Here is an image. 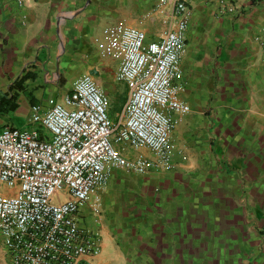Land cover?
<instances>
[{"label": "crops", "instance_id": "1", "mask_svg": "<svg viewBox=\"0 0 264 264\" xmlns=\"http://www.w3.org/2000/svg\"><path fill=\"white\" fill-rule=\"evenodd\" d=\"M156 1L0 0V130L31 105L62 102L82 75L118 127L127 88L94 39L122 24L154 40L166 29ZM187 1L173 83L189 112L170 133L186 160L170 172H108L94 264H264V0Z\"/></svg>", "mask_w": 264, "mask_h": 264}, {"label": "built area", "instance_id": "2", "mask_svg": "<svg viewBox=\"0 0 264 264\" xmlns=\"http://www.w3.org/2000/svg\"><path fill=\"white\" fill-rule=\"evenodd\" d=\"M187 2L156 1L166 29L152 41L122 24L94 39L97 51L117 63L116 79L127 88L118 127L107 118L103 92L82 75L62 102L48 98L29 107L30 130L0 131V239L9 264H94L102 244L96 192L108 172L144 176L174 170V158L186 160L170 133L189 112L173 83L184 52ZM112 133L134 158L114 150Z\"/></svg>", "mask_w": 264, "mask_h": 264}, {"label": "rangeland", "instance_id": "3", "mask_svg": "<svg viewBox=\"0 0 264 264\" xmlns=\"http://www.w3.org/2000/svg\"><path fill=\"white\" fill-rule=\"evenodd\" d=\"M26 117L27 118L20 117V118L12 119L13 127H15V128L25 127V128H27L29 115ZM109 142H110L111 146L114 148V150L123 149V152H122L123 156L128 157V158H134L136 156V152H134L126 143H122V142L115 143L114 142V133H112V135H110ZM251 217H253V216L247 215V220H251ZM257 217L258 216L256 215V218ZM258 247L259 248L257 249L258 252L256 253V255H258V254L264 255V242L261 241V244ZM251 255H253V252L249 253V257H251ZM248 261H250V259Z\"/></svg>", "mask_w": 264, "mask_h": 264}]
</instances>
